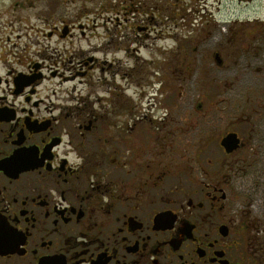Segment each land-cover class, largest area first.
Listing matches in <instances>:
<instances>
[{"label": "flooded vegetation", "instance_id": "obj_1", "mask_svg": "<svg viewBox=\"0 0 264 264\" xmlns=\"http://www.w3.org/2000/svg\"><path fill=\"white\" fill-rule=\"evenodd\" d=\"M59 3L0 0V264H264V21Z\"/></svg>", "mask_w": 264, "mask_h": 264}, {"label": "rangeland", "instance_id": "obj_2", "mask_svg": "<svg viewBox=\"0 0 264 264\" xmlns=\"http://www.w3.org/2000/svg\"><path fill=\"white\" fill-rule=\"evenodd\" d=\"M30 2V5L27 4V2ZM57 0H22L24 2V7L19 11L22 16L27 17L29 20H34V16L41 14L42 10L48 9V6L56 3ZM62 1L64 0H59V10L62 12L63 7H62ZM67 1V4L69 6V9L71 11H76L77 12V6H84L86 5L87 7L93 8L94 5L100 4V0H65ZM156 0V4H163L164 2L168 4L171 3L173 5L172 7V13L174 18L172 19V36H177L180 37L188 32L190 30V26L188 27V17L186 18H180L181 11L186 6L184 4L189 5H211V10L214 12V16H216L217 19H219V22H225L228 20H232L233 18H237L243 21L246 20H251L252 22L250 23V26L252 29L255 30L258 26L260 21H264V0ZM34 2L36 4V8H34L32 5H34ZM181 5V8L179 11L175 9L176 6ZM216 8H218V12L216 11ZM20 10V9H19ZM65 10V9H64ZM11 13V12H10ZM72 15V12L70 13ZM77 14V13H76ZM189 14V13H188ZM95 13H92L91 19H94ZM192 16V14L190 15ZM95 20V19H94ZM192 20V18H189V21ZM254 20H259V21H254ZM194 23H196L194 21ZM187 24V25H186ZM224 24H220L221 30L223 29ZM167 29L166 31L163 32V36H167ZM99 32H102V29L99 30ZM149 41V46L147 48H144L142 50L141 55L144 57H154L153 50H155L157 53L162 51L161 49L164 48H174L176 46V43L174 42V39L172 41L167 40V38L164 41H159V40H148ZM93 45L95 46L98 41L97 40H91ZM153 42V43H152ZM89 42L87 40H84L81 42V46L84 47L88 44ZM163 50V51H164Z\"/></svg>", "mask_w": 264, "mask_h": 264}]
</instances>
